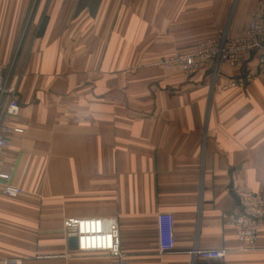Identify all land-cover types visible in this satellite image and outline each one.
Here are the masks:
<instances>
[{"label": "crops", "instance_id": "crops-1", "mask_svg": "<svg viewBox=\"0 0 264 264\" xmlns=\"http://www.w3.org/2000/svg\"><path fill=\"white\" fill-rule=\"evenodd\" d=\"M256 0H0V64L20 113L0 172V264H116L78 247L80 220L115 221L125 264H264L242 249L232 191L264 198L259 51L192 76L161 60L245 33ZM231 85V87H229ZM227 87V88H226ZM231 172V175H230ZM171 217L162 251L158 216ZM195 250H223L203 260Z\"/></svg>", "mask_w": 264, "mask_h": 264}, {"label": "built area", "instance_id": "built-area-1", "mask_svg": "<svg viewBox=\"0 0 264 264\" xmlns=\"http://www.w3.org/2000/svg\"><path fill=\"white\" fill-rule=\"evenodd\" d=\"M259 51L255 72L249 71L245 78L264 80V0H256V7L251 12L250 21L245 33L234 38L207 40L197 49L187 53H177L161 60L159 65L164 69L177 68L186 75L192 76L204 66L212 68L214 74L221 64L235 68L240 66L253 52ZM231 87V85H229ZM227 88V87H226ZM20 105L16 86L9 81V68L0 64V157L8 146L10 131L23 133L20 128L10 129L9 121L18 117ZM9 173L0 172L1 193L7 197H17L22 189L10 183ZM238 200L237 206L228 214V225L235 228L236 238L242 249L254 247L258 231L264 222V198L245 189L233 190ZM78 245L82 251H105L115 259L116 264H125L123 251L115 242V221L90 219L77 223ZM158 241L162 251L172 247L171 217L168 214L158 216ZM203 260L225 258L223 250H195L193 252Z\"/></svg>", "mask_w": 264, "mask_h": 264}, {"label": "water", "instance_id": "water-1", "mask_svg": "<svg viewBox=\"0 0 264 264\" xmlns=\"http://www.w3.org/2000/svg\"><path fill=\"white\" fill-rule=\"evenodd\" d=\"M222 38H225V37H222ZM230 175H231V172H230ZM229 189H230L232 197H234L235 201L238 203V200H237V198L235 197V195L233 194V191H232V183L229 184Z\"/></svg>", "mask_w": 264, "mask_h": 264}]
</instances>
